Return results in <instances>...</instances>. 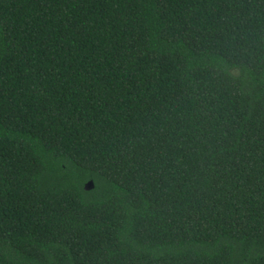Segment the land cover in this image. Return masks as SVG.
Instances as JSON below:
<instances>
[{
  "label": "trees",
  "instance_id": "trees-1",
  "mask_svg": "<svg viewBox=\"0 0 264 264\" xmlns=\"http://www.w3.org/2000/svg\"><path fill=\"white\" fill-rule=\"evenodd\" d=\"M0 264H264V0H0Z\"/></svg>",
  "mask_w": 264,
  "mask_h": 264
},
{
  "label": "water",
  "instance_id": "water-1",
  "mask_svg": "<svg viewBox=\"0 0 264 264\" xmlns=\"http://www.w3.org/2000/svg\"><path fill=\"white\" fill-rule=\"evenodd\" d=\"M93 186H94V182L92 179L85 181L84 185H83L84 189H86V190L91 189Z\"/></svg>",
  "mask_w": 264,
  "mask_h": 264
}]
</instances>
